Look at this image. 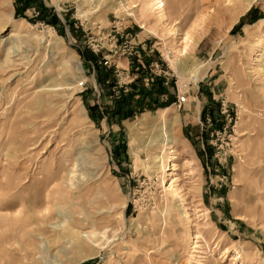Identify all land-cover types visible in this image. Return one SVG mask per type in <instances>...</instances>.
<instances>
[{
    "label": "rangeland",
    "instance_id": "rangeland-1",
    "mask_svg": "<svg viewBox=\"0 0 264 264\" xmlns=\"http://www.w3.org/2000/svg\"><path fill=\"white\" fill-rule=\"evenodd\" d=\"M249 1L166 24L147 0H0V264H264V0ZM163 119L185 150L153 162L141 124ZM100 217L114 229L94 244Z\"/></svg>",
    "mask_w": 264,
    "mask_h": 264
},
{
    "label": "bare ground",
    "instance_id": "bare-ground-1",
    "mask_svg": "<svg viewBox=\"0 0 264 264\" xmlns=\"http://www.w3.org/2000/svg\"><path fill=\"white\" fill-rule=\"evenodd\" d=\"M114 1H117V0H114ZM203 1H207V0H193V2L191 3L190 6H189V3L186 6H184L186 4L187 0L186 1L185 0H177V3L173 4L174 10L169 15L166 14V12L164 10L165 8L164 9L162 8L163 7V0H147V3H149V5L152 6V8L155 7V9H158V12L162 13L159 18L161 20L165 21L166 24H167V22H170V18H169L170 15L171 16L172 15L173 16H177L178 12L180 11L179 9L185 8L186 14H187V13H189V9L192 6L197 9L198 6H201V4L204 3ZM231 1L230 0L229 1H227V0H213V3L217 7H227L228 8L227 10L235 11V7H236L235 5L236 4H235V2H231ZM252 1L253 0L248 2L247 6H246V9H248V7L250 6ZM122 3L123 2L121 1L119 4H122ZM121 6H123V5H121ZM209 12L213 13L212 10H210ZM234 13H236V12H234ZM237 13H238V11H237ZM159 18H158V20H159ZM174 21L175 20H173V22ZM181 21L185 22V20H181ZM174 23L178 24L177 21H175ZM179 23H181V22H179ZM160 121H161L160 125L155 124L154 121H152V120H150V121L149 120H145L141 124L143 126V129L145 130V134L149 136L148 139H145V141H148V142L146 143L144 141L146 143V145L143 147V150H146L149 154L151 152H154L153 154H151V156H153V158H152L153 162L156 161L159 158L158 155H160L161 152H162L161 158L163 160H168V159H170V161L177 160V155H178L177 153L179 152V147L184 148L183 150H185V147H183V145H181L180 142H179V138H178L179 136L177 134V129H176L177 126L176 127L174 126L176 121H175V119H172V120L163 119V120H160ZM155 154H158V155H155ZM168 169H170V168H168ZM175 169H176V165H174V163H173L170 170L175 171ZM169 182H170V184H169V186L166 189V191L168 192L167 194L170 195L171 198L177 197L179 191H177V189H174V183H175L174 178H171L169 180ZM48 198H49V196L46 195V199L43 200V203L45 204L44 205V207H45L44 210H48V206L51 205L49 200H48ZM39 204H41V203H39ZM31 205H33L32 207H35L34 205H36V202H35L34 199L32 200ZM111 207L112 206L110 205L109 207H107V209H111ZM123 207L121 209H125V206H123ZM101 211L103 212V209ZM42 215H44V214H42ZM184 215H186V213H184ZM185 218H187V217H185ZM104 219H105V217L97 218L98 222H100V223L99 224L95 223L97 225L94 226V228H93V230L91 232H88L87 236H88L90 242H92L94 244L99 243L100 239L104 238L103 236H105L109 232H112V230L114 229L110 225L109 226L101 225V221L103 222ZM43 220L47 221V220H50V219L49 218L46 219L44 217ZM105 225H107V224H105ZM106 239L108 240L109 237L106 238ZM107 240H105V241H107ZM99 248H101V244H99ZM193 248L194 249L198 248L196 243H195ZM28 258H29L30 261H32L34 259L33 257H28Z\"/></svg>",
    "mask_w": 264,
    "mask_h": 264
},
{
    "label": "trees",
    "instance_id": "trees-1",
    "mask_svg": "<svg viewBox=\"0 0 264 264\" xmlns=\"http://www.w3.org/2000/svg\"><path fill=\"white\" fill-rule=\"evenodd\" d=\"M154 86H156V88L157 89H155V91L157 90L158 91V93H160L161 91H163L164 92V88L162 87V85H161V83L159 82V81H157V83H156V85H154ZM147 94V93H146ZM146 95L145 94H143V97H145ZM131 97V96H130ZM128 98H129V96H128ZM128 98L127 99H125V101H127L128 100ZM123 103H124V101H123ZM122 107V106H121Z\"/></svg>",
    "mask_w": 264,
    "mask_h": 264
}]
</instances>
